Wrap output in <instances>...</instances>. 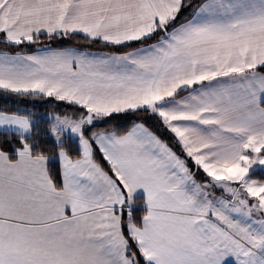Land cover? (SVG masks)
<instances>
[{"label": "snow or ice", "instance_id": "6c2138e0", "mask_svg": "<svg viewBox=\"0 0 264 264\" xmlns=\"http://www.w3.org/2000/svg\"><path fill=\"white\" fill-rule=\"evenodd\" d=\"M0 133V264H264V0H0Z\"/></svg>", "mask_w": 264, "mask_h": 264}, {"label": "trees", "instance_id": "16d2710c", "mask_svg": "<svg viewBox=\"0 0 264 264\" xmlns=\"http://www.w3.org/2000/svg\"><path fill=\"white\" fill-rule=\"evenodd\" d=\"M47 120H48V115L46 112H39L37 114L35 124H38L40 126L41 132H47V129L45 128V124L47 123ZM0 135H2V133H0ZM37 135H39V133H37ZM41 139L43 140L44 138L42 137ZM63 140L66 142V145L69 148V150H72L73 148H78L77 139H74V137H72V135H70V134L66 135L65 134ZM46 141L48 143H52L53 145H55V139H54V137L51 136V134L47 135ZM49 162L52 164L58 165V158L55 155L50 156ZM142 203H143V199L140 196V197L136 198L137 207L132 209V210H129V212L132 214L133 218L137 221H140L142 219V213L144 211H146V209L142 205ZM147 264H148V262H147Z\"/></svg>", "mask_w": 264, "mask_h": 264}, {"label": "crops", "instance_id": "0c3cea01", "mask_svg": "<svg viewBox=\"0 0 264 264\" xmlns=\"http://www.w3.org/2000/svg\"><path fill=\"white\" fill-rule=\"evenodd\" d=\"M143 199V203L142 205L145 207V209H147V204H146V200H145V196L146 193L143 189V187H138L133 193H132V197L131 200H129L126 196L125 202L122 205H119L118 207L122 208L124 211V215H127L129 210H132L134 208L137 207L136 204V198L140 197ZM127 210V211H126ZM127 212V213H126ZM148 264H154V261H148ZM221 264H237V261L235 260V258L231 255L228 254L226 257H224L221 260Z\"/></svg>", "mask_w": 264, "mask_h": 264}, {"label": "rangeland", "instance_id": "374dc122", "mask_svg": "<svg viewBox=\"0 0 264 264\" xmlns=\"http://www.w3.org/2000/svg\"><path fill=\"white\" fill-rule=\"evenodd\" d=\"M70 133H66V135H69ZM71 135V134H70ZM72 137H74V139H76V137L75 136H72ZM64 138V137H63ZM62 138V139H63ZM127 211V210H126ZM128 213H129V211H127Z\"/></svg>", "mask_w": 264, "mask_h": 264}]
</instances>
